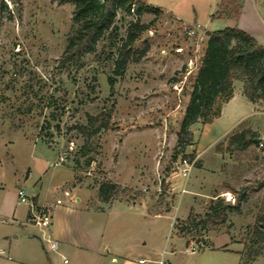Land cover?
<instances>
[{"label":"rangeland","instance_id":"374dc122","mask_svg":"<svg viewBox=\"0 0 264 264\" xmlns=\"http://www.w3.org/2000/svg\"><path fill=\"white\" fill-rule=\"evenodd\" d=\"M146 1L158 11L136 16L119 10L95 52L78 65L61 66L62 54L77 31L74 5L55 0H0V206H9L0 211V250H5V254L0 252V264H12L19 258L15 247L22 240L14 238L16 231L38 232L30 224L24 228L10 215L18 189L23 187L29 197L40 194L49 202L57 197L65 201L68 197L63 189H56L65 180V188L74 183L83 186L79 195L111 181L120 187L119 196L111 201L148 192L154 211L176 207L170 219H163L168 230L177 217H186L189 211L204 217L215 197L230 192L236 199L237 192L248 187L247 199L223 224L208 223L182 235L202 245L206 237L226 233L243 247L242 264H264V228L257 229V220L264 217V187L259 188L264 182V149L252 144L234 153L216 150L243 128L263 137L264 101H258L253 118L236 128L225 116L209 125L193 124L191 142L178 145L191 77L204 54L208 32L236 26L264 39V0H226V6L231 1L242 6L238 20L233 12L230 18L213 17L221 11L223 0ZM133 21L148 24L149 29L134 45V57L139 59L131 61L120 75L115 59ZM235 88L243 92V81L235 80ZM101 112L110 113L112 124L86 138L76 127ZM130 150L136 156L124 157ZM45 153L50 169L44 176L39 158ZM184 157L194 162L187 179L174 170ZM124 158L133 159L137 170L152 166L150 188L143 191L113 181ZM183 186L187 192L182 194ZM69 190L74 195L77 192ZM83 205L84 200L78 204Z\"/></svg>","mask_w":264,"mask_h":264},{"label":"crops","instance_id":"0c3cea01","mask_svg":"<svg viewBox=\"0 0 264 264\" xmlns=\"http://www.w3.org/2000/svg\"><path fill=\"white\" fill-rule=\"evenodd\" d=\"M256 40L264 45V39ZM256 108L257 103L251 102L241 88H235L234 96L223 104L221 114L215 120L225 116L227 123L236 128L253 118ZM135 152L126 151L123 156L134 157ZM40 155L43 157L39 160L45 176L50 169L49 158L46 153ZM146 167L137 170L133 159L124 158L117 165L113 181L144 191V188L152 185L153 169L150 164L148 169ZM73 174L71 172V179H74ZM67 181L56 186V189L62 188L68 197L65 201L57 197L49 202L40 194L30 197L37 206L52 212L53 224L48 232L40 230L30 221L28 206L20 203L16 196V204L10 210V215L24 228L30 224L38 232L16 231L14 238H21L22 241L15 247L19 258L12 264H242L243 247L234 243L226 233L223 237L217 234L206 237L207 241L202 242L204 246L196 252L189 250L194 242L188 241L174 225L177 219H186L190 211L186 217H177L171 223L173 229L168 230L164 227L163 219H170L176 207L170 211L162 208L154 211V203L148 192L134 199L121 198L105 203L99 198L98 186L94 189L85 187L87 191H81L79 195L78 190L83 186L71 184L69 189L77 190L74 195L64 187ZM82 200L84 205L80 207L78 204ZM8 207L2 203L0 211H6ZM56 215L59 216L58 220ZM48 236L58 241L56 250L49 249ZM12 246V242H9V248L15 250ZM0 252L5 254V250ZM8 259L13 260L11 256Z\"/></svg>","mask_w":264,"mask_h":264},{"label":"trees","instance_id":"16d2710c","mask_svg":"<svg viewBox=\"0 0 264 264\" xmlns=\"http://www.w3.org/2000/svg\"><path fill=\"white\" fill-rule=\"evenodd\" d=\"M19 0H14L18 2ZM60 4L71 3L74 5L73 21L77 31L73 34L66 46L60 64L78 65L88 53L95 52L99 41L107 31L111 30L115 18L122 10L128 14L141 16L147 12L158 11L150 6L146 0H55ZM221 3V11L213 15L216 18H227L232 12L238 20L242 6L235 1L225 5ZM235 3V6H233ZM237 4V6H236ZM233 6L235 9H230ZM220 11V12H219ZM149 29L148 24L133 21L127 28V36L118 47V56L115 59L116 72L123 75L131 61H137L133 48L143 32ZM192 90L185 110L184 118L178 132V145L185 146L191 142L193 133L191 126L197 122L209 124L221 114L222 105L234 96V81H243V94L253 103L264 101V45L256 38L239 27H226L221 30L208 32V40L204 54L197 71L193 75ZM109 83L114 84V79L109 78ZM111 115L101 112L89 116L87 124L78 125L79 131L86 138L97 134L100 130L110 127ZM261 138V141L258 139ZM252 144L261 145L264 149L263 137L251 128H243L232 134L227 145L217 146L218 153H234L244 151ZM195 155H190L193 159ZM264 187V182L259 188ZM248 187H243L237 192L235 203H228L222 197L214 198L211 211L204 217L190 213L185 220H178L176 228L180 234H189L204 227L208 223L214 226L223 224L230 212L237 211L247 199ZM120 187L111 182H102L98 187V195L102 202L108 203L119 196ZM260 228H264V217L257 220ZM202 243V242H201ZM201 246H204L203 243Z\"/></svg>","mask_w":264,"mask_h":264},{"label":"built area","instance_id":"2783aa9c","mask_svg":"<svg viewBox=\"0 0 264 264\" xmlns=\"http://www.w3.org/2000/svg\"><path fill=\"white\" fill-rule=\"evenodd\" d=\"M73 147H74V143L71 142L69 149L72 150ZM193 166H194V162L191 161L190 159L186 157L180 158V160L178 161V163H176L174 167V170L176 171L175 174L178 177L187 179L190 176ZM180 192L182 194L187 192V189L185 188V186L181 188ZM66 194L68 195L69 193L66 192ZM17 195H18L19 202L28 206L30 221L40 230L44 232H48L50 230V227L53 224V214L50 211V209L37 206L24 189H18ZM221 196L228 203H235L236 201L235 197L230 192H225ZM1 222L6 223L4 219H2ZM46 240H47L49 249L56 250L58 248L59 246L58 241L51 239L49 236L47 237ZM200 247L201 245L191 244L189 246V250L191 252H196L200 249ZM66 262H67V259H66Z\"/></svg>","mask_w":264,"mask_h":264},{"label":"water","instance_id":"95a60500","mask_svg":"<svg viewBox=\"0 0 264 264\" xmlns=\"http://www.w3.org/2000/svg\"><path fill=\"white\" fill-rule=\"evenodd\" d=\"M258 140L261 141V138H259Z\"/></svg>","mask_w":264,"mask_h":264}]
</instances>
